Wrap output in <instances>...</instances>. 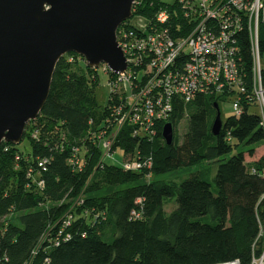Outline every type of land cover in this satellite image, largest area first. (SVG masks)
I'll list each match as a JSON object with an SVG mask.
<instances>
[{
	"label": "trees",
	"instance_id": "1",
	"mask_svg": "<svg viewBox=\"0 0 264 264\" xmlns=\"http://www.w3.org/2000/svg\"><path fill=\"white\" fill-rule=\"evenodd\" d=\"M177 2L141 0L134 15L153 22L161 7L175 9L170 31L185 36L191 26ZM176 23L183 28L176 29ZM258 45L264 84V12ZM239 46L250 84L246 29L239 34ZM98 71L81 55L66 53L23 139L2 142L0 264H215L235 259L252 264L259 259L264 252V154L250 162L246 154H255L264 128L252 90L249 97L231 91L177 101L168 117L155 123L154 134H133L132 125H123L113 148L124 158L151 160L150 168L127 170L102 158L96 133L120 98L110 93L104 105L98 102ZM239 97L241 113L222 120L214 135L215 104L220 108L222 101ZM184 115L188 128L179 144L176 128ZM166 122L174 128L170 145L162 136ZM23 140L27 145L21 148ZM202 164L184 179L164 177ZM213 169L214 190L209 180ZM173 197L176 207L167 212L164 205Z\"/></svg>",
	"mask_w": 264,
	"mask_h": 264
},
{
	"label": "built area",
	"instance_id": "2",
	"mask_svg": "<svg viewBox=\"0 0 264 264\" xmlns=\"http://www.w3.org/2000/svg\"><path fill=\"white\" fill-rule=\"evenodd\" d=\"M140 1H134L132 16L117 29L126 70L111 77L112 72L106 64L98 67L108 76L110 98H120L118 103L109 106L110 120L107 118L105 127L96 133L102 158L113 159L112 155L117 151L113 145L123 125H132L133 134H154L155 123L167 118L177 101L187 103L200 94L224 93L228 96L232 91L249 97L251 93L247 92L251 89L264 128V84L258 45L264 0H178L179 9L191 26L190 31L181 37L174 36L169 27L177 15L175 9L160 8L152 22L134 15ZM176 25V29L183 28L179 23ZM243 29L248 32L252 54L250 84L241 67L239 34ZM232 105L234 113L239 115L242 111L240 97L233 98ZM36 133L37 130L33 131L32 136L35 137ZM39 165L44 164L39 162ZM121 165L127 170H141L150 168L151 160L139 156L123 157ZM37 183L43 186L44 181L40 179ZM263 260L264 252L252 264H263ZM215 264L240 263L235 259Z\"/></svg>",
	"mask_w": 264,
	"mask_h": 264
},
{
	"label": "water",
	"instance_id": "3",
	"mask_svg": "<svg viewBox=\"0 0 264 264\" xmlns=\"http://www.w3.org/2000/svg\"><path fill=\"white\" fill-rule=\"evenodd\" d=\"M135 0H0V146L18 144L28 122L37 118L50 92L54 70L66 53L88 66L106 64L113 74L127 67L117 29L133 14ZM216 115L212 133L223 125ZM165 142L174 140L166 122Z\"/></svg>",
	"mask_w": 264,
	"mask_h": 264
},
{
	"label": "rangeland",
	"instance_id": "4",
	"mask_svg": "<svg viewBox=\"0 0 264 264\" xmlns=\"http://www.w3.org/2000/svg\"><path fill=\"white\" fill-rule=\"evenodd\" d=\"M163 1L166 2V3H170V4L175 2V0H163ZM159 10L160 9H158V11ZM134 21H136L137 23H141L137 18H134ZM96 68H98V67H96ZM98 76H99V81H98V85L95 88V95H96V98H97L98 102L101 105H104L107 102V100H108V97H109V94H110V91H111V86H110L109 79H108V76H107L106 73H104L103 71H98ZM219 109H220V112H221L222 120H225L228 116L234 114V108H233V105H232V100H230V99L222 101L220 103V108ZM109 120H110V118H109ZM187 128H188V116L184 115V117L178 123L177 128H176V139H177L179 144L183 141V137H184V134L187 131ZM25 145H27L26 140H23L19 144V146L21 148L24 147ZM255 149H256V152H255V154L253 156L250 157V156H248L246 154V161L247 162H250L249 160H257L260 156H262L264 154V141L259 146H257ZM112 157H113V159L107 158V161L108 162H113V163H116V164H122L123 163V157H122V154L119 151H116L115 154L112 155ZM205 164H207V163H205ZM201 166L204 167V165L202 164V165H199L197 167L188 168V169H182L177 177H174L176 175H170V176H164V177H167V178L172 177V178H174L176 180H181V179H184L185 177H187L189 172L195 171L196 169L201 168ZM214 174H215V170L213 169V171H212V173H211V175L209 177V180L212 183V189L213 190L215 189L214 181H213ZM175 207H176L175 198L173 197V198L167 199V203H165V205H164L165 210L167 212H170ZM257 264H260V263H257ZM263 264H264V260H263Z\"/></svg>",
	"mask_w": 264,
	"mask_h": 264
},
{
	"label": "crops",
	"instance_id": "5",
	"mask_svg": "<svg viewBox=\"0 0 264 264\" xmlns=\"http://www.w3.org/2000/svg\"><path fill=\"white\" fill-rule=\"evenodd\" d=\"M249 161H253V160H249Z\"/></svg>",
	"mask_w": 264,
	"mask_h": 264
}]
</instances>
